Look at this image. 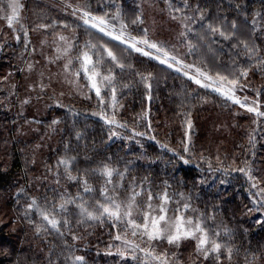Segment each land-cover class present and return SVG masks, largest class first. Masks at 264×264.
Returning <instances> with one entry per match:
<instances>
[{"label": "trees", "instance_id": "trees-1", "mask_svg": "<svg viewBox=\"0 0 264 264\" xmlns=\"http://www.w3.org/2000/svg\"><path fill=\"white\" fill-rule=\"evenodd\" d=\"M79 1L84 12L103 17L113 26L125 25L123 32L127 37L147 39L142 0ZM147 1L156 9L155 13L180 28L183 35L178 45L185 50L189 62L213 79L218 75L238 79L239 93L264 106V65L259 63L264 59V0H187V4L185 0ZM25 11L31 29L48 25L45 29L48 34L64 31L73 36L71 70L78 67L75 58L87 50V44L97 45L90 53L94 60V53H103L99 46L104 45L125 67L121 69L103 53V72L111 70L114 77L111 86L101 88L104 104H100V98L81 72L79 81L85 97L65 105L60 103L40 121L43 131L52 132L49 144L55 148L47 154L44 150L46 156L41 167L55 173L57 180L53 185L37 189L32 185L34 169L29 157L33 141L19 134L26 119H18L0 106V216L5 219L0 225V264H72L71 258L75 256H83L84 264H142L144 253L137 250L135 255L139 259L134 260L127 246L114 239L124 234L123 225L113 227L106 219L78 224L79 210L74 204H67L68 211L61 214L71 221L70 233L60 237L44 228L37 233V227L46 222L35 209L28 210L33 199L41 208L51 209L79 195L92 210L97 200L103 201L102 187L125 203L134 191L139 192L136 200L144 210L150 194L153 206L159 205L166 194L168 216L201 218L212 234L220 233L214 237L224 245L219 260L215 258L217 254L204 259L196 253V246L188 242L181 243L177 250L160 242V250L176 253L179 264H264V192H260L264 189V181L260 179L264 178V119L195 85L156 59L34 0H26ZM257 13L260 15L256 16ZM253 18L257 20L255 32ZM232 21L238 25L236 30L231 28ZM209 24L222 31H236L238 39L224 40L218 33L210 32ZM239 40L254 44L259 51L249 58ZM234 44L237 46L233 47ZM157 45L171 51L167 44ZM144 51L154 54L151 48L144 47ZM245 69L248 75L240 76ZM102 108L109 118L114 116L126 127L105 124L99 115ZM188 120L191 129L187 127ZM217 121L226 124L224 135L213 134ZM202 126L205 139L213 135L217 141L219 138L229 141L222 145L226 155L221 159L212 158L210 142L202 140L199 133ZM113 132L117 135L113 136ZM136 132L143 135L137 136ZM185 143L188 152L184 151ZM228 146L230 150L226 151ZM62 159L68 164H60ZM105 165L116 170L112 184H106V178L100 175L99 169ZM238 168L251 169L254 179L235 171ZM69 172L77 179L57 183L68 178ZM84 180L94 189L92 193L83 191ZM254 183L256 187H252ZM184 204L189 208L185 209ZM134 216L143 222L141 212ZM73 234L78 239L73 240ZM128 239L148 247L130 232ZM117 248L125 251L124 259L116 254ZM228 248L232 249L231 259Z\"/></svg>", "mask_w": 264, "mask_h": 264}, {"label": "snow or ice", "instance_id": "snow-or-ice-1", "mask_svg": "<svg viewBox=\"0 0 264 264\" xmlns=\"http://www.w3.org/2000/svg\"><path fill=\"white\" fill-rule=\"evenodd\" d=\"M167 3L168 0H165ZM185 4H187V0H185ZM22 7L19 0H7V8L11 9V14L6 15L2 18L6 19L7 26L11 28L14 22H18V15L19 9ZM118 15V13H117ZM260 13H257L256 16H259ZM176 17H173L175 19ZM203 19V15L200 17ZM79 19L83 21V25L87 26L88 28L96 29L98 32L103 33L105 36L111 37L113 40H118L122 44H127L129 48L133 49L136 52H139L143 56H147L151 59L159 60L161 64L168 63V60H174L177 64L180 61L176 60L175 56H170L169 53L161 46H158L155 43L149 42L147 39H140L137 40L135 37H129L127 40L124 39V32L123 29L126 27L125 25H121V32L119 35L113 33L112 30L109 29V23L103 17L92 16L89 12H84L83 16ZM139 19V18H137ZM136 23V21H133ZM254 27L252 29L253 32L257 31L255 25L257 24V20L253 18L252 21ZM40 28H47L48 25H39ZM67 27V25H66ZM231 28L236 30L238 25L236 21H232ZM208 29L211 33L216 34L218 33L224 40H230L233 38H237L236 31H222L220 27H214L211 24L208 25ZM183 35V33H181ZM27 37V32H25V38ZM19 39V37H17ZM59 39L61 41H65L67 43V39L64 36H60ZM239 43L242 44L246 50V54L249 55L251 58L255 55L259 49L255 47L254 44H249L246 40H239ZM138 44H144L148 48L155 49L157 53H161V56H153L151 53L144 51V49L137 47ZM237 45L234 44L233 47ZM68 47L64 48L62 51L60 48H57V52H60L61 55H66L69 51ZM87 50L83 51L79 56L75 59L80 63V68L76 70L74 75L76 77H80L81 72L83 73V78L88 80L89 87L95 90L96 96L100 98V104H104V100L101 97V88L106 86H111L114 80V77L111 73V70L105 74L102 69V64L104 62V55L103 53L107 54L113 63H116L121 69L125 67V65L120 64L117 57L111 51V49L107 48L104 45H100L99 47L103 49V53H94L96 55V59H93V54H90L93 49L97 48L95 44H87L85 46ZM56 59H60L58 55ZM261 65H264V59L259 61ZM72 64V60H69L67 64H65V70H68L69 65ZM172 64H168V67H172ZM185 67H191L190 65H186ZM176 71H180L179 68ZM197 75L202 77L205 81H211V83H202L201 79H197L194 77H189L193 79L194 82L200 85L203 88H212L214 92H217L221 96L225 97L227 100L232 101L234 104L240 105L242 108H246L249 113H255L257 117L264 116V112L259 111V105L256 101H253L255 106H250L245 103L248 99L245 97L243 100L235 96V89L238 85V79H228L226 76H217L213 79L212 76L208 75L207 73L201 71L199 68L196 69ZM187 75V73H185ZM240 76H247L248 71L241 70L239 73ZM231 85V87H227L225 84ZM213 85H215L213 87ZM113 91V107L115 106V88L112 89ZM28 101H24L27 103ZM93 115H97V113H93ZM100 119L104 121L105 124L109 125H116L117 127H126V125L120 124L115 117L109 118L107 114L104 113L103 108L99 113ZM53 123H57V121H53ZM188 129L192 128L191 120L187 121ZM113 136L117 135V133L113 132ZM135 135L141 136L143 133L136 132ZM188 133L186 132V136ZM151 139V138H150ZM190 139V137H189ZM161 147H166L165 145H161ZM172 151V149H168ZM184 151L188 152L189 147L188 144L185 143ZM185 163L189 161L185 160ZM60 164L67 165L68 161L60 160ZM67 172V167L65 168ZM95 171V170H94ZM235 171H239L244 173L248 177L249 180H253L254 177L251 175V169L245 168H238ZM100 175L106 178V184H112L113 180L112 177L116 172L115 169L108 167L105 165L102 169H99ZM121 177L123 176L122 173H117ZM69 180H76L77 177L68 173ZM257 185L254 183L252 187H256ZM118 187V186H117ZM83 191L86 193H92L94 189L91 185L88 184L87 180L83 182ZM260 192H264V189H261ZM260 192L257 195H260ZM100 195L103 197V201L97 200L95 202V207L90 210L88 207V202L83 199V197L77 195V197L65 200L64 203H61L58 207L53 205L51 209L49 208H41L35 199L31 201V203L27 206L28 210L31 211L33 209L39 214L40 218L46 222L45 225L38 226L36 231L39 233L41 228H44L45 231L51 229L55 233L59 234L60 237L65 236L67 233L71 232L72 224L69 218L66 216H62V213H66L68 211L66 205L67 204H74L75 207L79 210L78 215L80 217L77 220L78 224L86 223L87 221H101L106 219L111 221L113 227H116L118 224L124 226V234H118L114 237V239L118 241H122L124 245L127 246L128 250L132 253V259L138 260L139 258L135 255L136 251L139 250L140 252L144 253L145 259L142 261V264H150V261H154L155 264H179L178 257H176L175 253H168L167 251L162 253L156 252V243L155 242H165L176 248H179L182 241L185 240H194L196 242V253L203 256L204 259H208L211 254H217L216 259H220V253L224 248L220 242H218L214 237H218L220 235L219 232L212 234L208 228L205 227V221L201 218H193V217H185L183 214H177L172 217L168 216V209L166 207L168 203V197L165 194L161 197V203L158 207L154 208L151 201L153 199L152 195L150 194L148 197L149 203L147 204V210H144L138 204L136 197L140 195L139 192H133L128 201L125 203L123 201H118L115 195L109 194V189L107 187H102L100 189ZM77 200L80 202L77 203ZM255 203V201H254ZM185 209L189 208L188 204H184L183 206ZM178 211V210H177ZM141 212L143 216V222L140 223L134 217V213ZM59 217V218H58ZM259 222V221H258ZM63 229V230H62ZM66 230V231H65ZM132 237H138L141 241H145L148 243V247H141L140 244L136 243L133 240L128 239V233ZM72 239L76 240L78 237L73 234ZM228 258L231 259L232 249H227ZM110 255L112 253H109ZM117 255H119L122 259L125 258L126 253L125 251H121L117 248ZM72 264H84V257L83 256H75L72 257Z\"/></svg>", "mask_w": 264, "mask_h": 264}, {"label": "rangeland", "instance_id": "rangeland-1", "mask_svg": "<svg viewBox=\"0 0 264 264\" xmlns=\"http://www.w3.org/2000/svg\"><path fill=\"white\" fill-rule=\"evenodd\" d=\"M34 1L38 2L46 9L54 10L57 13L63 14L83 24V21L79 18L83 16L84 10L79 0ZM19 2L22 7L19 9L18 22H14L13 26L9 28L6 19L2 17L11 14V9L7 8V0H0V106H4L11 112L10 114H14L16 118L19 119L23 117L26 119L25 125L19 129V134L24 137L25 140L33 141L29 157L30 164L34 169L31 176L33 179L31 183L37 189V187L41 185H53L57 180V178L54 177V172L49 173L51 172L49 169H43L41 167L47 152L53 150L55 147H52V145L49 144L52 132L50 133L46 130L43 131L39 124L40 121L44 120L47 117V114L50 113L51 109H54L60 103L65 105L72 101H80L85 97L86 93L79 81V77L74 75L75 70L80 68V63L74 71L71 70L72 64L69 65L68 70H65L64 67L69 60L74 62V56L72 53L73 36L64 31H57L54 34H48L45 30L46 28L31 29L25 11L26 0H19ZM142 2L145 27L148 30L147 39H150L156 44H167L171 51L167 48H165V50L170 56H175L176 60L180 61V63L177 64L176 61L169 59L168 63L163 65L168 67V64H172L173 66L168 68L174 71L179 68L180 71L177 72H180L183 75L187 73V75H185L187 78L194 77L201 79L202 83H211V81H205L202 77L197 75V68L192 62H189L187 57H185V50L178 45L182 37L180 28L168 18L165 19L155 13L156 9L152 7L151 3L147 0H142ZM112 23L114 22L112 21ZM109 29L116 35H119L121 32L120 25L113 26L109 24ZM25 32H27L26 38ZM60 36L66 37L67 43L61 41L59 39ZM17 37H19V39H17ZM128 38L129 37L124 33V39L127 40ZM115 41L120 43L118 40ZM69 45H71V47L66 55H61L60 52H57V48H60L62 51ZM126 46L128 45L126 44ZM137 47L144 49V47L147 46L144 44H138ZM151 50L154 53L152 54L153 56L159 55L163 58L161 53H157L155 49ZM58 55L60 56V59H56ZM157 61L159 62V60ZM186 65H190L191 67H185ZM190 80L195 85L201 87L196 84L193 79ZM225 84L227 87H231V85H227V82H225ZM214 86L215 85H213V87ZM203 89L221 96L217 92H214L212 88ZM235 96L241 100L246 97L239 93L238 87L235 89ZM24 101L28 102L24 103ZM245 103L250 106H255L253 104V99H247ZM258 105L259 111L264 112V106H261L260 104ZM238 106L242 110L247 111L246 108H242L240 105ZM260 117L264 119V116ZM206 126L207 128H210L209 124H206ZM198 127H200V125ZM204 128L205 127L203 126L199 128V133L201 132L202 134V140L204 138ZM214 129L215 131L213 134L221 133L224 135L227 133V126L223 121H217L216 128ZM161 134L164 135L162 132ZM45 135H48L47 137L49 138L46 139ZM219 139L220 140L217 141L214 139L213 135L208 136L206 139L204 138V141L210 142L213 146L212 147L210 144V146L208 145L211 156L215 160L221 159L226 155V152L222 151V145L229 142L228 140H223V138ZM227 150H230V146L226 147V151ZM260 179L264 181L263 177ZM67 180L68 178H64L57 183L65 184L67 183ZM159 205L153 207L156 208ZM134 217L136 218V216ZM169 217H172V215H169ZM3 222H5V219L0 216V225H2ZM184 242H188L194 247L196 246L194 240H185L181 243ZM155 243L157 245L156 252L162 253L160 250V242ZM166 245L168 246L167 243ZM171 248L172 250H177V248L173 246H171Z\"/></svg>", "mask_w": 264, "mask_h": 264}]
</instances>
